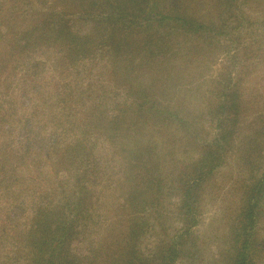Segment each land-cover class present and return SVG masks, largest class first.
I'll return each mask as SVG.
<instances>
[{"label": "trees", "instance_id": "16d2710c", "mask_svg": "<svg viewBox=\"0 0 264 264\" xmlns=\"http://www.w3.org/2000/svg\"><path fill=\"white\" fill-rule=\"evenodd\" d=\"M229 157L264 264V0H0V264L187 260Z\"/></svg>", "mask_w": 264, "mask_h": 264}, {"label": "rangeland", "instance_id": "374dc122", "mask_svg": "<svg viewBox=\"0 0 264 264\" xmlns=\"http://www.w3.org/2000/svg\"><path fill=\"white\" fill-rule=\"evenodd\" d=\"M250 82L247 81V83ZM236 173L235 161L229 157L205 187L202 193L199 222L192 228L196 237L195 246H192V257L178 264H214L213 260L215 261L222 249L226 247L230 211L234 203L236 204L239 193L240 184ZM167 223H169L167 231L171 233L179 227V217L168 218L165 227ZM154 225L152 230L154 237L159 233V238H164L160 235L164 227L158 223ZM86 249V241L73 244V250L76 253H83Z\"/></svg>", "mask_w": 264, "mask_h": 264}]
</instances>
